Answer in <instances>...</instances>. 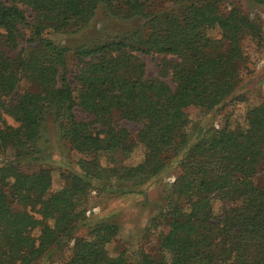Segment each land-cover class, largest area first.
I'll use <instances>...</instances> for the list:
<instances>
[{
	"label": "trees",
	"instance_id": "1",
	"mask_svg": "<svg viewBox=\"0 0 264 264\" xmlns=\"http://www.w3.org/2000/svg\"><path fill=\"white\" fill-rule=\"evenodd\" d=\"M98 8L141 22L74 48L54 38L80 33ZM245 40L262 45L263 23L228 0H0V154L11 152L0 161V264H129L107 249L118 225L85 223L88 198L112 181L143 184L172 163L165 207L151 220L162 226L156 252L134 264H264V184L255 182L264 102L245 125L209 127L196 141L187 133L195 111L233 98ZM69 51L81 63L74 86ZM138 54L174 57L163 64L172 85L146 77ZM49 121L78 154L54 191L53 169L39 164Z\"/></svg>",
	"mask_w": 264,
	"mask_h": 264
},
{
	"label": "rangeland",
	"instance_id": "2",
	"mask_svg": "<svg viewBox=\"0 0 264 264\" xmlns=\"http://www.w3.org/2000/svg\"><path fill=\"white\" fill-rule=\"evenodd\" d=\"M240 6L245 12L258 16L264 26V2L256 0H228ZM29 16L31 12L22 5ZM158 8V7H156ZM140 20L123 21L108 16L104 9L98 8L88 26L78 34H56L54 38L60 45L74 48L81 44H91L106 35L125 31L140 24ZM243 51L246 55V68L239 80L233 98L227 100L210 111L197 110L190 117L187 133L190 141H196L204 135L209 127H221L228 123L230 127L245 125L246 112L249 108L264 102V41L262 45H255L252 41L243 42ZM144 63L145 76L158 78L171 84L170 71L163 66L166 60L174 57L164 54H138ZM81 63H78L72 51L67 56V67L70 83L74 86V75L78 72ZM27 84L22 82L17 92H22ZM83 117V114H79ZM9 124L14 122L6 117ZM120 126L127 127L131 131L139 128V125L121 120ZM46 157L39 163L42 166L53 169V183L50 191L58 189L60 170H77L76 159L78 154L71 150L67 144L60 141L55 135L54 125L47 123ZM143 149H136L134 155L126 160L127 164H135L139 161ZM11 156V152L0 154V161ZM38 165V164H37ZM178 168L172 163L157 176L144 181L143 184L133 182L114 184L112 181L109 190L103 193L92 192L86 203V224L105 220L119 226L116 237L108 244L107 249L113 256L123 253L129 264L135 263L141 252L154 255L157 248V236L162 226L155 228L151 220L158 217L164 209L165 193L176 175ZM258 184H264V170L255 179ZM120 190L121 193L114 192ZM124 193H123V192ZM86 202V201H85ZM87 228L81 227L78 234H85ZM33 235L38 231L34 230Z\"/></svg>",
	"mask_w": 264,
	"mask_h": 264
}]
</instances>
